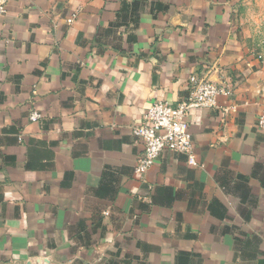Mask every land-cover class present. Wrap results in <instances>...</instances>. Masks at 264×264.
<instances>
[{
  "label": "crops",
  "instance_id": "1",
  "mask_svg": "<svg viewBox=\"0 0 264 264\" xmlns=\"http://www.w3.org/2000/svg\"><path fill=\"white\" fill-rule=\"evenodd\" d=\"M238 2L9 0L0 264H264V45ZM192 74L228 92L189 112L197 165L164 149L139 177L132 127Z\"/></svg>",
  "mask_w": 264,
  "mask_h": 264
},
{
  "label": "built area",
  "instance_id": "2",
  "mask_svg": "<svg viewBox=\"0 0 264 264\" xmlns=\"http://www.w3.org/2000/svg\"><path fill=\"white\" fill-rule=\"evenodd\" d=\"M8 2L9 0H0V16L6 13ZM71 20L73 19H69ZM188 86L186 99L176 104L155 100L143 114L141 123L132 127V133L144 146L134 167V172L139 177L144 176L164 149L185 153L188 164L197 165L192 134L188 128L189 112L197 107H217V97L228 92L224 86L197 74L188 78ZM42 117L43 114L38 110H32L28 115L33 122ZM256 124L258 128L264 129V113L259 114Z\"/></svg>",
  "mask_w": 264,
  "mask_h": 264
},
{
  "label": "rangeland",
  "instance_id": "3",
  "mask_svg": "<svg viewBox=\"0 0 264 264\" xmlns=\"http://www.w3.org/2000/svg\"><path fill=\"white\" fill-rule=\"evenodd\" d=\"M244 26L251 28L258 43H264V0H239ZM243 4V5H242Z\"/></svg>",
  "mask_w": 264,
  "mask_h": 264
}]
</instances>
